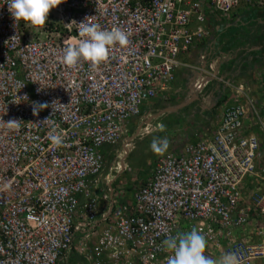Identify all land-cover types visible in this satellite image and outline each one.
Segmentation results:
<instances>
[{"label": "built area", "instance_id": "built-area-1", "mask_svg": "<svg viewBox=\"0 0 264 264\" xmlns=\"http://www.w3.org/2000/svg\"><path fill=\"white\" fill-rule=\"evenodd\" d=\"M8 2L0 0V264H68L76 217L86 232L80 264H167L162 242L192 228L233 264H264V152L244 125L250 102L223 105L215 133L181 154L155 153L151 179L128 202L106 195L103 213L91 190L101 150L174 81L178 56L207 34L206 16L264 0H64L41 27H15ZM91 17L129 42L98 67H68L63 50ZM37 104L49 107L34 115Z\"/></svg>", "mask_w": 264, "mask_h": 264}, {"label": "crops", "instance_id": "crops-1", "mask_svg": "<svg viewBox=\"0 0 264 264\" xmlns=\"http://www.w3.org/2000/svg\"><path fill=\"white\" fill-rule=\"evenodd\" d=\"M204 27L206 36L196 40L186 54L178 56L180 66L174 72V81L155 99L144 104L140 115L130 122L121 140L125 142L123 151L134 150L136 139L152 138L151 142L167 140L168 146L163 152L181 154L186 146L196 143L200 137L209 138L215 133L222 106L227 103L245 105L250 102L255 112L252 113L248 106L244 125L249 133L259 131L255 120L264 121V43L260 42L264 36V8L242 6L229 16L209 14ZM236 89L243 93L234 96ZM131 126L136 130L133 131ZM115 147L101 150L104 165L107 158L113 156ZM123 157L118 163V174L113 179L106 184L101 180L92 184V193L101 200L103 213H108L110 209V203L103 201L104 196L113 198L118 193L122 195L120 202L126 203L134 190L152 177V165L149 170L143 165L138 172L131 169L130 164L125 165L126 154ZM125 170L131 175L123 183L118 177L125 175ZM132 176L136 178L134 181L130 179ZM96 186H100V190L96 191ZM79 203H82L81 198ZM97 221L91 225L98 233L103 224L99 218ZM79 222L82 219L76 217L74 227L76 225L77 228L68 264L81 262L76 246L86 232ZM261 225L264 226L263 221ZM251 239L257 240L258 237ZM217 252L208 248L205 255L218 262L222 256ZM254 264L263 262L256 261Z\"/></svg>", "mask_w": 264, "mask_h": 264}, {"label": "clouds", "instance_id": "clouds-1", "mask_svg": "<svg viewBox=\"0 0 264 264\" xmlns=\"http://www.w3.org/2000/svg\"><path fill=\"white\" fill-rule=\"evenodd\" d=\"M62 3L64 0H9L7 6L11 18L15 21V27L21 23L41 27L48 21L50 11ZM93 20L94 17L85 18L83 22L77 24L81 39L63 50L61 59L66 66L76 67L82 62H88L91 67H98L108 59L109 50L113 46L123 47L128 44L125 32L120 29H102ZM48 107V104L34 105V115ZM6 124L12 128L17 126L18 122L11 121ZM49 138L55 145L61 144L60 137ZM167 146V140H154L151 144L152 150L156 152H163ZM162 245L164 250L170 253L167 264H233L234 261V257L227 254L222 256L219 262L206 256V239L195 228L167 237Z\"/></svg>", "mask_w": 264, "mask_h": 264}, {"label": "rangeland", "instance_id": "rangeland-1", "mask_svg": "<svg viewBox=\"0 0 264 264\" xmlns=\"http://www.w3.org/2000/svg\"><path fill=\"white\" fill-rule=\"evenodd\" d=\"M213 14L224 16L222 13H218V12H214ZM261 122H262V124H264L263 120H261ZM134 126H131L133 128L132 129L133 131L136 130V128ZM151 139L152 138L143 139V140L142 139H140V140L136 139L135 140V142H137V144L135 145L136 147L134 150L133 149L127 150L126 159L124 161L125 162L124 164L125 165L127 164V166H128V164H130L131 169L138 170V172L140 171V169L142 168L143 165L147 166V168L149 170V167H151V165H152V160H154V157H155V151H153L151 148V143H152ZM124 143H125L124 141L119 142L114 149L115 152L112 153L113 156L110 158H107V161L105 162V165H104L105 170H104V172H102L100 179H97V181L99 180L98 183L101 180L102 183L106 184L109 182V179H113L114 175L118 174V170H117L118 163L124 158L123 156L125 154V152L123 151ZM130 175H131V173L128 174L127 170H125V175L121 174L120 177H118V176L117 177L119 178V181L124 183L125 178L127 180ZM130 179H131V181H134L136 178L134 176L133 178H130ZM115 181H117V179ZM115 183L117 185L118 181ZM100 188H101L100 186H96V191L100 190Z\"/></svg>", "mask_w": 264, "mask_h": 264}, {"label": "trees", "instance_id": "trees-1", "mask_svg": "<svg viewBox=\"0 0 264 264\" xmlns=\"http://www.w3.org/2000/svg\"><path fill=\"white\" fill-rule=\"evenodd\" d=\"M261 43H264V36L261 37V40H260ZM253 134H256L258 139H259V142H260V148L261 150L264 152V135H262L259 131H253L252 132ZM253 184V183H252ZM255 186V185H254Z\"/></svg>", "mask_w": 264, "mask_h": 264}, {"label": "water", "instance_id": "water-1", "mask_svg": "<svg viewBox=\"0 0 264 264\" xmlns=\"http://www.w3.org/2000/svg\"><path fill=\"white\" fill-rule=\"evenodd\" d=\"M124 152H127V149H125V151ZM126 154V153H125Z\"/></svg>", "mask_w": 264, "mask_h": 264}]
</instances>
